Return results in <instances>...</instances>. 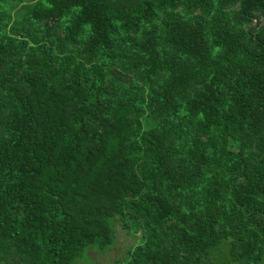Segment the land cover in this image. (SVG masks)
<instances>
[{
  "label": "trees",
  "instance_id": "obj_1",
  "mask_svg": "<svg viewBox=\"0 0 264 264\" xmlns=\"http://www.w3.org/2000/svg\"><path fill=\"white\" fill-rule=\"evenodd\" d=\"M117 225L108 264H264V0H0V264Z\"/></svg>",
  "mask_w": 264,
  "mask_h": 264
},
{
  "label": "rangeland",
  "instance_id": "obj_2",
  "mask_svg": "<svg viewBox=\"0 0 264 264\" xmlns=\"http://www.w3.org/2000/svg\"><path fill=\"white\" fill-rule=\"evenodd\" d=\"M115 230H116L115 245L112 248H110L106 253L103 254L91 249L89 252H87L86 257L88 258V260L85 261L84 264H98V262H103V261H106V264H108V262H112L117 259L120 260V258H122L125 255V250L128 248V246L131 245V242L133 241L132 236H134V233L131 232L130 234H127L118 225L115 226Z\"/></svg>",
  "mask_w": 264,
  "mask_h": 264
}]
</instances>
